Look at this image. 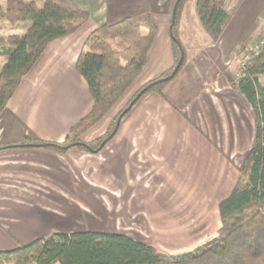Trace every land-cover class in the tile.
I'll return each mask as SVG.
<instances>
[{"label": "crops", "instance_id": "1", "mask_svg": "<svg viewBox=\"0 0 264 264\" xmlns=\"http://www.w3.org/2000/svg\"><path fill=\"white\" fill-rule=\"evenodd\" d=\"M31 2L35 4L25 0L26 4ZM57 2L61 6V0ZM73 2L87 12L88 18L70 36L51 42L23 78L0 114V147L16 145L24 139L62 144L69 129L90 112L93 102L75 64L87 37L101 26L143 12L151 16L157 29L145 68L117 104L173 66L171 18L165 12L154 11L159 2L168 6L171 0ZM0 7L5 10L6 0H0ZM193 15L198 20L195 11ZM197 23L205 35L199 20ZM26 24L20 23L23 32L12 34L11 42L24 36ZM183 27L181 23V34L185 32ZM263 31L264 0H242L219 41L224 47L227 44L229 54H236L253 45ZM142 33L145 35L146 31ZM192 62L187 70L185 63L179 76L165 86V100L148 93L130 107L113 140L98 154H91L99 157L95 162L84 160L88 155L75 148L64 155L43 148L0 150V251L54 234L87 232L52 228L55 220L46 215H62L61 208L68 206L69 183L95 187L101 181L102 170L109 182L108 193L116 198V192L122 191L132 200L127 213L155 216V226L149 229L170 230L178 223V216L184 219L210 213L215 216L213 226L217 231L218 205L230 195L238 180L237 170L226 159L250 152L255 145L256 124L254 127L250 105L221 74L214 77L209 87ZM5 63L6 57L0 71ZM75 153L77 160H73ZM99 161H105L104 167ZM53 181L58 187L51 185ZM78 194L79 198H93L83 196L82 189ZM51 205L55 207L52 209ZM164 214L166 219L159 217ZM203 228L206 233L201 237L187 239H209L214 231L207 232L212 227Z\"/></svg>", "mask_w": 264, "mask_h": 264}, {"label": "trees", "instance_id": "2", "mask_svg": "<svg viewBox=\"0 0 264 264\" xmlns=\"http://www.w3.org/2000/svg\"><path fill=\"white\" fill-rule=\"evenodd\" d=\"M185 1H179L172 26L170 22L173 66L138 91L105 137L90 144L80 141L82 134L117 104L145 68L157 32L147 13L101 26L87 37L75 68L87 85L93 105L90 112L69 129L62 144L24 139L0 150L43 148L64 155L77 148L98 154L113 140L130 107L141 97L155 93L165 100V86L184 66L185 51L178 32ZM175 3L176 0L173 8ZM194 8L207 36L212 42H218L231 21L232 12L225 9L223 0H194ZM77 14L83 21L88 18L87 12L76 7L73 11L66 10L57 0H44L42 9H37L33 2L26 4L25 0H6L5 10L0 7V21L11 26L27 23L24 36L0 51V55L6 57L0 71V114L46 47L69 35V23L78 18ZM182 55L183 63L173 75ZM259 77H264V46L251 55L232 85L254 112L255 145L239 181L218 205L220 228L215 236L189 251L170 255L122 234L91 231L54 234L13 250L0 251V264H264V87L259 84Z\"/></svg>", "mask_w": 264, "mask_h": 264}, {"label": "rangeland", "instance_id": "3", "mask_svg": "<svg viewBox=\"0 0 264 264\" xmlns=\"http://www.w3.org/2000/svg\"><path fill=\"white\" fill-rule=\"evenodd\" d=\"M33 1L35 2L37 9H42L44 0ZM174 1L175 0H171L170 5L168 6L159 2V6L155 7L154 11L158 14L165 12L171 18ZM238 1L239 0H223L225 9L229 12H234L237 7ZM73 4V0H61L60 2L61 7L66 10H74L75 7L78 8ZM194 11V0H186L183 5L182 14L180 16L178 32V37L185 51L184 66L185 63H187V66L185 67L187 70L190 66L189 62L193 60V65L191 66H197L194 68H197V70H199L202 78L204 79V83L208 85L210 84L209 87H211V83L214 80V77L219 73L223 78L227 80L229 87L233 89L232 85L238 80L242 72V58L245 54H247V52H249L250 47H248L247 49H245L244 47H240L241 49L238 53L229 54V51L225 48L227 44L224 47L223 41L221 40L216 43L212 42L206 34L204 35L201 29H198V20L196 16L193 15ZM77 15L78 18H75L69 23L70 33L68 36L73 34L76 29L81 27L85 22V20L83 21L81 19L80 14ZM181 23L184 25L183 29L185 30L183 34H181L180 32ZM22 27L23 26L20 25V23L16 26H11L6 21H0V51L2 50V47H8L11 44L10 36L12 34L19 35L21 32H23V30L21 29ZM3 61L4 57L0 55V64ZM180 73L181 70L176 77H178ZM258 82L262 87H264V77H259ZM142 87H139V90ZM139 90H137L128 100L124 98L121 102L116 104L98 123H96L94 126L89 128L82 134V136L80 137V141L84 144H90L99 138L105 137L109 127L115 124V120L118 115L130 104ZM252 118L253 125L255 127L256 121L254 112H252ZM122 121L120 125L122 124ZM84 134L86 135L84 136ZM212 146L217 150V152L220 153L222 151L220 149L218 150L214 144H212ZM75 151L83 153L84 155H88L87 157H83V159L89 163H91L92 161L95 162L97 158H99L96 156L92 157L93 155H91L90 153L81 151L77 148H75ZM75 154L76 155H74V159L72 158L73 160H77L76 157H78V153ZM103 154L104 153H102V155ZM248 154L249 153L247 152L241 157H238L236 154L232 159H226L237 170V182L239 181L240 173L246 164ZM99 164L100 166L104 167L105 161H99ZM102 167H100L101 170ZM103 172V170L100 172L101 181L96 184V186L98 187H93L91 186V184L87 183L68 184L67 208H61V216H56L54 214L46 215L52 217V219L55 220L54 223L51 224L52 228H58L65 231H94L102 233L130 235L138 241L151 245V247L156 249L157 251L170 255L189 251L197 246V244L202 243L203 241L195 242V240L191 241L187 238L188 236H190V238L194 237L196 239H198V237H201L206 233L204 232L203 227H212V229H208L209 231L207 232L211 234L216 229L214 228L215 226H213L215 216L211 215L210 213L187 216L184 217V219L182 218V216H178V218H176L179 220L178 223H176L170 230L149 229L155 226L152 222V218H155V216L144 214L139 216L127 213L128 210H130L132 200L128 199V197L126 198V196H124L125 193H123L122 191L116 192L118 196L116 198H114L112 194L110 195L108 193L110 187L109 182H107L106 180V175H102ZM85 173L88 172L85 171ZM51 185L54 187H58V185L54 181L51 182ZM81 189L83 196L85 194H88L90 196H93V198H81V196L79 198L80 194L78 193L81 192ZM48 200L49 199H46L45 201L47 202ZM51 207L53 209L55 205H51ZM207 210L209 211L210 208ZM159 217L166 219L167 215L164 214ZM57 218L58 220H56ZM131 218H135V221L131 220ZM163 226H166V222ZM217 231H214L212 236H215Z\"/></svg>", "mask_w": 264, "mask_h": 264}, {"label": "built area", "instance_id": "4", "mask_svg": "<svg viewBox=\"0 0 264 264\" xmlns=\"http://www.w3.org/2000/svg\"><path fill=\"white\" fill-rule=\"evenodd\" d=\"M264 46V32L259 36L256 42L250 46L249 52L245 54L242 58V70L244 66L249 62L252 54L258 52Z\"/></svg>", "mask_w": 264, "mask_h": 264}, {"label": "water", "instance_id": "5", "mask_svg": "<svg viewBox=\"0 0 264 264\" xmlns=\"http://www.w3.org/2000/svg\"><path fill=\"white\" fill-rule=\"evenodd\" d=\"M179 1H180V0H176L175 6H174V8H173V10H172V15H171V26H172L173 23H174L175 11H176V7H177V4L179 3ZM171 26H170V29H171ZM170 38H171V34H170ZM182 63H183V55L181 56V58H180L178 64L176 65V67H175V69H174V71H173V75L176 74V73L178 72V70H179V68L181 67Z\"/></svg>", "mask_w": 264, "mask_h": 264}]
</instances>
